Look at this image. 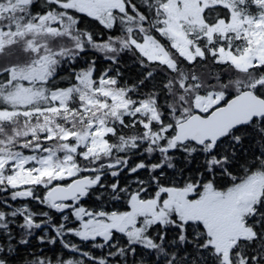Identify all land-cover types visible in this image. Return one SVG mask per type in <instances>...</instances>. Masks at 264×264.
I'll use <instances>...</instances> for the list:
<instances>
[{
    "label": "snow or ice",
    "instance_id": "6c2138e0",
    "mask_svg": "<svg viewBox=\"0 0 264 264\" xmlns=\"http://www.w3.org/2000/svg\"><path fill=\"white\" fill-rule=\"evenodd\" d=\"M0 264H264V0H0Z\"/></svg>",
    "mask_w": 264,
    "mask_h": 264
}]
</instances>
